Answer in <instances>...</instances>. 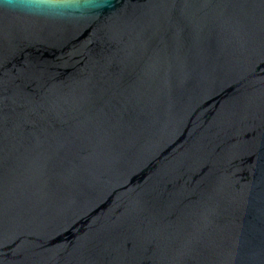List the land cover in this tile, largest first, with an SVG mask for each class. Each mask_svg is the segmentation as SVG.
<instances>
[{"label": "water", "instance_id": "obj_1", "mask_svg": "<svg viewBox=\"0 0 264 264\" xmlns=\"http://www.w3.org/2000/svg\"><path fill=\"white\" fill-rule=\"evenodd\" d=\"M0 264H264V0L0 7Z\"/></svg>", "mask_w": 264, "mask_h": 264}, {"label": "clouds", "instance_id": "obj_2", "mask_svg": "<svg viewBox=\"0 0 264 264\" xmlns=\"http://www.w3.org/2000/svg\"><path fill=\"white\" fill-rule=\"evenodd\" d=\"M109 2L110 0H3L0 7L32 15L65 18L98 13Z\"/></svg>", "mask_w": 264, "mask_h": 264}]
</instances>
